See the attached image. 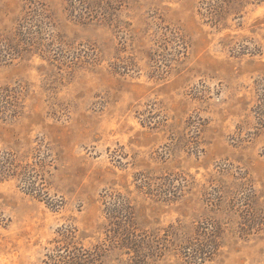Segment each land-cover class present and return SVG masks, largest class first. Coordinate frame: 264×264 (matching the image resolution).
<instances>
[{
	"label": "rangeland",
	"instance_id": "1",
	"mask_svg": "<svg viewBox=\"0 0 264 264\" xmlns=\"http://www.w3.org/2000/svg\"><path fill=\"white\" fill-rule=\"evenodd\" d=\"M0 37V264H198L206 221L201 264H264V0H0Z\"/></svg>",
	"mask_w": 264,
	"mask_h": 264
},
{
	"label": "trees",
	"instance_id": "2",
	"mask_svg": "<svg viewBox=\"0 0 264 264\" xmlns=\"http://www.w3.org/2000/svg\"><path fill=\"white\" fill-rule=\"evenodd\" d=\"M6 38L0 37V57L12 58L13 51H15L16 45H12ZM18 48V47H17ZM15 93V92H14ZM12 98H15V94L10 93L7 88L0 91V106L5 108L11 104ZM8 160V159H6ZM11 163V162H10ZM10 170L7 167L0 168V175H8ZM171 245L177 250L176 255L182 257L185 262H194L201 264L215 253L216 247L219 244V231L216 230L215 225L212 222L206 221L201 224V231L196 232L195 236L185 237V233L179 232L173 234ZM123 244H133L128 239L122 238ZM122 244V247H124ZM139 246H135L133 255L135 261L140 262V256H138ZM133 248V247H132ZM131 248V249H132ZM141 255V254H140ZM96 256V257H95ZM100 255L95 252L94 255H90L86 250L76 252H67L65 255H51L47 256V260L44 264H100Z\"/></svg>",
	"mask_w": 264,
	"mask_h": 264
}]
</instances>
